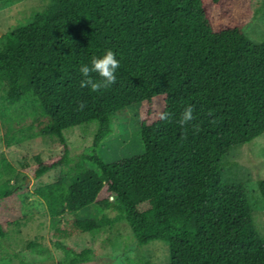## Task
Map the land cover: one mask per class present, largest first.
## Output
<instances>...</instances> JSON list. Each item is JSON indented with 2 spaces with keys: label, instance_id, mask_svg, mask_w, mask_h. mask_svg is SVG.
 Returning a JSON list of instances; mask_svg holds the SVG:
<instances>
[{
  "label": "trees",
  "instance_id": "trees-1",
  "mask_svg": "<svg viewBox=\"0 0 264 264\" xmlns=\"http://www.w3.org/2000/svg\"><path fill=\"white\" fill-rule=\"evenodd\" d=\"M43 1L29 21L2 34L0 122L7 151L36 137L61 149L20 169L0 157V245L27 217V170L39 179L59 168L55 181L33 188L52 221L69 224L51 232L58 264H83L95 254L64 244L66 236L119 223L138 245L166 242L169 264H264L245 189L222 178L229 150L264 133V34L253 41L244 30L252 0ZM107 50L120 63L116 82L98 92L81 87V66ZM132 104L142 154L117 163L70 155L65 129L96 123L97 146L111 132V116ZM187 106L195 119L181 127ZM161 112L169 119L160 120ZM256 185L264 198V179ZM89 207L101 216L81 217ZM32 250L45 246L30 241L25 251Z\"/></svg>",
  "mask_w": 264,
  "mask_h": 264
},
{
  "label": "rangeland",
  "instance_id": "rangeland-1",
  "mask_svg": "<svg viewBox=\"0 0 264 264\" xmlns=\"http://www.w3.org/2000/svg\"><path fill=\"white\" fill-rule=\"evenodd\" d=\"M44 7L43 0H0V44L2 34L10 28L29 21L31 16ZM252 21L245 27V32L253 41H258L264 34V0H252ZM111 132L97 146L92 144L96 123L74 126L63 132L70 147V155L76 158L80 154H96L106 163H117L125 158L142 154L143 145L139 136L138 105L132 104L114 113L110 118ZM5 125L0 122V157L4 156L20 169L21 165L31 166L34 156L46 159L59 153V143L48 137H36L23 144L13 146L7 151L3 143ZM222 178L227 184H242L251 203V214L255 229L264 238V198L257 189L258 178L264 179V133L251 142L231 148L223 159ZM92 168L90 163H86ZM56 168L39 179H35L27 170L28 190L21 194V207L26 218L21 225L10 226L6 239L0 245V264H58L62 258L53 244L51 232L54 228H65L69 224L65 219L52 221L42 200L33 194V188L39 184L51 183L59 176ZM81 217L98 218L102 212L89 207L79 211ZM128 230V231H127ZM37 241L45 246V251H25L30 241ZM64 244H73L77 249L90 248L95 254L83 264H120L123 259L137 260L146 257L151 264H169L168 244L164 241H152L138 245L132 233L123 223L112 229L98 232L68 235ZM7 251L8 254H5ZM123 264V263H122Z\"/></svg>",
  "mask_w": 264,
  "mask_h": 264
},
{
  "label": "clouds",
  "instance_id": "clouds-1",
  "mask_svg": "<svg viewBox=\"0 0 264 264\" xmlns=\"http://www.w3.org/2000/svg\"><path fill=\"white\" fill-rule=\"evenodd\" d=\"M119 67L120 63L112 50H107L100 57H93L90 65H83L80 68V72L84 77L81 81V87H89L92 92H98L101 89L109 88L116 82L115 73ZM92 73L98 74L100 79L94 80L91 76ZM84 107L85 104L83 102H81L78 106L81 111ZM169 116L170 114L167 112H161L158 114V118L160 120H168ZM194 119L193 108L191 106H187L181 113L178 123L181 127H184Z\"/></svg>",
  "mask_w": 264,
  "mask_h": 264
}]
</instances>
